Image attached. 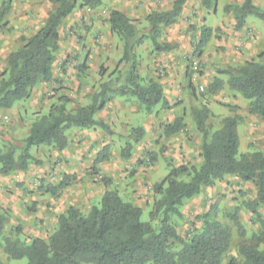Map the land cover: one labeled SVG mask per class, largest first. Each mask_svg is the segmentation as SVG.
Masks as SVG:
<instances>
[{"label": "rangeland", "instance_id": "1", "mask_svg": "<svg viewBox=\"0 0 264 264\" xmlns=\"http://www.w3.org/2000/svg\"><path fill=\"white\" fill-rule=\"evenodd\" d=\"M5 1L0 0V13ZM260 1L263 2L260 9L264 10V0ZM111 3V0H101V4L94 9H76L62 22L59 28L58 49L51 68V79L48 82H38L30 89L27 98L16 102L13 106L16 109L15 113L0 109L1 152L7 150L9 143L23 140V131H26L35 120L47 115L51 109L58 105L63 104L67 112H75L80 107H88L92 102L93 95L98 93L100 87L105 83L112 82L119 75L122 68L120 63L122 41L110 30L108 17L109 13L113 11ZM215 4H217V0H209L208 9L211 11ZM56 6L54 0L11 1L8 11L0 18V81L7 78L5 73L8 55L20 48L25 41L39 31ZM228 13L233 16L232 11ZM219 15L216 16L217 19ZM128 19L131 20L137 33L148 37L144 42L142 41L141 48L138 47L139 51L136 55L138 83L144 87L149 80H154L160 81L168 87L167 97H164L163 94L165 105L161 102L155 107L145 110L144 106L136 102L139 109L143 112L147 111V115L154 114L160 122L158 132H153V135H157V137L151 136L146 144L148 148L143 149L140 144L144 139L145 131L141 125L146 116L142 111L130 113L129 119L135 121V126H132L134 128L131 127V124L115 121V123L106 124L112 134L106 133L103 138L96 136V131L104 132L97 126L90 129L70 128L66 130L65 134L69 144L78 147L81 144L79 138L84 137L83 148L89 151V154L86 152V156L82 157V160L86 162L85 167L79 170L63 169L59 167L63 163L58 161V158H54L56 162L53 166L57 165L58 168L55 171L51 166L53 162L51 160L54 156L56 157L58 151L52 147L41 146L34 147L30 151L38 164L31 163L26 171H14L8 175L0 174L2 177L18 175V181H20L21 173L30 172L32 174L29 177L31 190L28 194L35 192L39 197L38 202L35 204L29 202L25 208L26 216L31 214L32 217H35L29 222V227L33 223V230L26 229L23 224H18L7 216L5 230L0 234V260L4 264H26L25 259L16 261L7 258L3 252L5 238H18L22 242L35 237L46 239L55 229L58 216L69 207H75L81 213L87 214L91 207L99 205L100 199L107 189L102 182L105 178L110 180L109 187L112 191H116L117 194L121 193L122 200L140 205L141 221L148 222L151 205L154 200L158 199L154 194V187L165 178L169 169L180 165L199 166L201 163V135L196 129L192 116L193 111L202 108L208 109L209 105H215L214 109L219 112L224 110L225 106L234 112L236 110L240 112L244 109L243 107L248 111L249 102L237 92L230 90L227 85H224L215 94L208 92V87L214 79L218 78L225 82L228 79V71L243 64L222 65L223 52L215 51L218 44L216 38L212 41L209 40L207 47L205 46L198 53L196 52L199 41L197 30V34L191 36V40L188 39L191 41L190 51L185 52L183 49L189 42L188 40L185 43L175 42L176 44L170 45L165 44V39L164 42H160L162 44L157 42V39H160L162 35L166 37L181 31V23L176 21L174 24L178 25L171 33L166 32V29H171L169 26L161 32L159 31L157 35H153L152 32L147 31L148 21L145 26L139 20ZM252 23L256 26L261 39L257 44L259 47L253 53L256 56L251 60L261 61L264 55V23L255 16L246 17L245 25L249 26ZM184 24L186 30L191 31V35L196 32L193 24ZM152 40H155L161 47L168 46L169 48L157 51ZM181 44H185L182 49ZM211 44L212 46L209 47ZM172 45L175 46L171 47ZM208 47L210 49H206ZM204 52L208 53L206 61L200 57ZM175 57L179 60L177 64H173ZM151 61L153 63L150 69ZM148 73H152V76H149ZM116 97L120 96L113 95L110 100ZM63 98L67 101L64 102ZM208 111L210 116L206 121V126L208 131L213 133L221 127L223 119L213 115L209 109ZM14 118L15 120L20 119L25 128L19 127ZM256 118L258 127L255 129H258V135L253 134L254 132L248 133L246 125H243L239 130L240 154L264 151V118L259 116ZM95 119L103 122L98 118ZM177 119L181 120L179 123L181 131L167 136L166 129ZM132 129H140L143 135L138 142L132 141L129 156L124 159L122 151L129 141L124 138L126 136L118 134L129 132L131 134ZM106 138L114 139V141L112 140L113 145H111L113 148L108 156L124 164L123 167L117 168L120 175L114 178H112V174H109L108 166L104 164L98 166L101 162L95 163L98 159L97 148L92 149L90 141L94 140V145H99L103 144ZM65 164L67 165L68 162ZM50 178L51 181L48 182ZM60 184L64 186L60 188ZM23 185V182H18L17 188L21 189ZM44 196L47 198L41 201L40 197L44 198ZM253 198L254 188L250 183H244L236 177L227 176L221 182H216L213 187L203 188L199 195L184 202L181 208L182 217L174 220L176 231L181 236L188 235L187 233L192 231H199L203 225L201 217L209 213L211 220L228 228L231 235V245L222 264H230L231 259L240 261L239 247L251 245V236L259 231L258 223L246 207V204ZM65 199L68 201L66 202ZM38 204L40 207L37 206ZM235 210H237L236 218H234ZM2 211L4 212L3 209ZM45 211L48 213L47 217H44ZM258 211L264 217V208L260 207ZM238 226L244 230L243 237L238 234ZM263 248L264 245H261L260 249Z\"/></svg>", "mask_w": 264, "mask_h": 264}, {"label": "trees", "instance_id": "2", "mask_svg": "<svg viewBox=\"0 0 264 264\" xmlns=\"http://www.w3.org/2000/svg\"><path fill=\"white\" fill-rule=\"evenodd\" d=\"M12 0L3 3L0 18L9 9ZM187 0H175L171 9L148 16L149 31L158 34L159 26L174 24ZM55 10L49 14L39 31L16 51L10 53L6 62L7 78L0 81V109L10 110L16 102L24 100L30 89L38 82H48L52 77V66L58 49L59 28L62 22L76 9H94L101 0H54ZM240 29L247 16H255L264 23V10L245 0L240 7H228ZM110 30L122 41V68L112 82L105 83L93 95L88 107L67 112L64 105L51 109L47 115L35 120L28 135L21 141L9 143L6 151H0V174L26 171L31 163L38 164L31 155L34 147L47 146L60 152L68 145L66 130L70 128L90 129L99 127L112 134L109 127L94 116L100 112L113 95L136 98L149 110L163 101L161 86L149 80L146 86L138 83L135 49L147 35L137 33L124 14L111 11L108 17ZM211 30L200 32L196 52L200 53L211 37ZM157 51L168 46L152 40ZM227 85L248 101V112L264 118V60H249L228 71L223 82L216 78L208 87L210 94ZM111 96V97H110ZM64 102L67 100L63 98ZM193 120L201 135V163L199 166L171 167L165 178L154 187L158 199L153 201L148 222L141 221V208L122 200L116 191H105L97 206L87 214L69 207L57 218L55 229L46 239L32 238L26 242L18 238L4 239L3 252L9 260H26V264H222L231 245L229 229L211 220L209 213L201 217L199 231L181 236L177 233L174 220L182 217L181 208L185 201L200 194L227 176L250 183L254 198L246 204L259 225V231L251 236V245L238 249L241 260L231 259L230 264H264V217L258 208H264V151L240 154L237 126L239 118L230 117L221 121V127L210 133L206 121L210 112L206 108L193 111ZM180 119L165 131L171 136L181 131ZM134 142L142 137L140 129H132ZM134 137V138H133ZM131 143H127L122 157L127 159ZM103 161L98 157L95 163ZM185 178L186 180H183ZM105 187L108 179L102 180ZM64 185L60 184L62 188ZM235 210L234 218H236ZM7 215L0 207V234L4 232ZM238 234L244 230L238 226ZM187 236V237H186ZM0 264H4L0 260Z\"/></svg>", "mask_w": 264, "mask_h": 264}, {"label": "crops", "instance_id": "3", "mask_svg": "<svg viewBox=\"0 0 264 264\" xmlns=\"http://www.w3.org/2000/svg\"><path fill=\"white\" fill-rule=\"evenodd\" d=\"M111 1L112 3L110 5L113 11H118L126 15V17L131 18L132 20H139V22L144 23V25L148 21L147 19L148 15H151L152 12L162 13L169 11L175 2V0H111ZM208 1L209 0H187L184 3L182 7V11L177 19V22L181 23L180 25L181 31L170 34L166 37L162 35L160 36V39L159 38L157 39L158 40L157 42L159 44H162L160 42H164L163 40L165 39L166 40L165 44H169V45L176 44L175 42H177L178 44L185 43L188 39L189 40L192 39L191 36H195L197 34V30L199 33V40H200L201 30L204 28H208L212 31L210 40L212 41L215 38L216 41L218 40L217 42L218 44L216 45L217 48L215 49V51L223 52L222 55L224 58L221 62L222 65L235 66L239 63H244L254 58L256 55H254L253 53L255 49L259 47V45L257 44L261 39V35L258 34V31L256 30V26L254 25V23H252L249 26H246L245 25L246 19H245L243 26L240 29H236V21L234 17L225 11V9H227L228 7H240L245 0H217V4L214 5L211 11L208 9ZM251 3L252 5L258 8L262 7L261 5L263 4V2L260 0H251ZM218 15L219 18L217 19L216 16ZM184 23L193 24L195 26L194 29H196V32H194V34L191 35V31L188 32V30H186ZM173 25L170 26L171 29H166V27L159 26L158 31L161 32V30L166 29V32L171 33L172 30L176 28L178 24H173ZM149 30L150 29L148 28L147 31ZM190 43L191 41H189L187 45L184 47L183 50L185 52L190 51L189 48ZM212 44L209 47H211ZM140 45L137 46L135 49L136 55H138V51H139L138 47L141 48ZM183 45L181 46V49ZM174 46L175 45H172L171 47ZM209 47L206 49H210ZM207 55L208 53L204 52V54L200 57L202 60L206 61L208 59ZM214 55L216 56L215 53ZM175 56H179V55H175ZM262 60H264V55ZM152 63H153L152 61L149 63L150 69L152 68ZM177 63H179V60L176 58L174 59L173 64H177ZM148 74L149 76H152L151 75L152 73H148ZM157 83L161 86L164 97H167L166 96V90H168L167 85H163V83H160V81H157ZM38 98L40 99V96H38ZM136 102L139 101L134 97L120 96L113 98L106 103L104 108L100 112H98L94 116V118L103 120V122H105V124L107 125L111 123H115V121H117L118 123L124 122L125 124H131V127L135 126L134 125L135 121L130 120L129 115L130 113H139V111H142L141 109H139V106H137ZM131 105L132 107H130ZM215 107H216L215 105H209L208 109L211 111L213 115L220 116L221 119L235 117V116L240 118V121L237 126L238 138H239V130L240 128L243 127V125L248 126V128L246 129L248 133L252 134L254 132L253 134L255 135L259 134L258 129H255L258 127V124H256L257 123L256 120L258 119L256 118L255 115L249 114V112L245 109V107H243L244 109L241 110L240 112L239 110H236L234 112L231 108L227 106H225L224 110L219 112L217 111V109H214ZM15 110L16 109L12 107L10 110H6V112L15 113L16 112ZM146 112L147 111L143 112L146 116V119L145 121H143L141 125V127L144 128L145 131L144 139L140 144L143 147V149L148 148L146 144L151 136H154V138L157 137V135H153V132L156 131L158 132L157 129H159L160 127V122L158 121L157 118H155L154 114L147 115ZM15 121L18 123L19 127L25 128L24 123H22L20 119H16ZM28 133H29V127L26 129V131H23L22 133L24 135V138L28 135ZM95 134L96 136L101 138H103L104 135L106 136L105 132H100V131H96ZM118 135L126 136L124 138H126L129 141L128 143L132 144L133 140H132V136L130 137L131 135L130 132L124 134H118ZM83 139L84 137L82 139L79 138V140H81L80 141L81 144L78 147L72 146V144L68 143V147L66 149L60 152H56V157L54 156L53 160H51L53 161L51 166L55 169V171L57 165L53 166V164L56 162L54 158L56 159L58 158V161H61L63 163L62 166H59L63 169L67 168V170H72V169L79 170L85 167L86 162L82 160V157L86 156V152L89 154V151L84 150L83 148L84 144L82 141ZM112 140L114 141V139L106 138L105 142L103 144L100 143L99 145L98 144L94 145L95 144L93 143L94 140L93 141L90 140V141H91L92 149L95 150V148H97L96 152L98 153L97 154L98 157H103V161L101 163L99 162L100 164H98V166L101 164L108 166L110 169L109 174H112L111 176L112 178H114L115 176L120 175L119 171H117V168L123 167L124 164L121 162H117L116 160L108 156V153H110V150H112L113 148V146H111L113 145ZM240 142L241 141L239 138V145ZM66 162H68L67 165L65 164ZM21 174L22 175L19 176L20 181H18V175H10L8 177L0 176V207L1 209L4 210L6 215L10 217L11 220L18 222V224H23V226L26 229L30 228L31 230H33L32 228L33 223L31 227H29V222L32 219L34 220L35 217H32L31 214H28L26 216L25 208L29 202H31L32 204L38 202L39 197L38 194L35 192L33 194H28L29 191L31 190V186L29 185L31 179L29 177H31L32 174L30 172L27 173L24 172ZM50 181L51 178L48 179V182ZM18 182L24 183L21 189L17 188ZM106 188H107L106 191L111 190L109 186ZM118 195L121 196V193H119ZM40 198L42 201L47 197L44 196V198L42 197ZM65 201L67 202L68 200L65 199ZM133 204L136 205L135 202H133ZM37 206L40 207V204H38ZM136 206L140 208V205L137 204ZM44 214H45L44 217L48 216V213L46 211L44 212Z\"/></svg>", "mask_w": 264, "mask_h": 264}]
</instances>
